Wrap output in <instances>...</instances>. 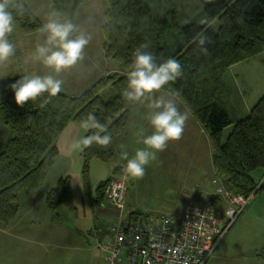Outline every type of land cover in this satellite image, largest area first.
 <instances>
[{"label":"trees","instance_id":"16d2710c","mask_svg":"<svg viewBox=\"0 0 264 264\" xmlns=\"http://www.w3.org/2000/svg\"><path fill=\"white\" fill-rule=\"evenodd\" d=\"M106 1L101 26L103 55L118 64L119 72L101 76L79 95L59 92L49 97L45 92L23 105L16 103L10 87L21 75L10 81L9 95L0 103V122L11 132L6 140L0 139V226L15 220L19 193L26 191L30 197L37 194L58 155L59 136L70 123L81 125L88 113H94L105 124L112 140L108 146L93 143L81 152L85 193L90 205H103L107 201L104 190L110 179L97 187L92 198L88 164L93 159L111 160L114 140L130 120L123 96L126 73L133 50L144 43L149 46L145 50L152 52L157 62L169 57L180 62L182 75L161 90L173 94L206 132L212 168L227 192L243 197L264 195V176L258 181L252 177L254 171L264 172V95L246 117L238 118L221 88L228 67L264 51V0H199L205 23L184 25L178 24L175 9L182 0ZM23 2L22 14L13 9L14 27L18 26L21 34L28 36L39 32L43 23ZM81 3L82 0H50L53 12L74 23ZM217 19L220 24L214 30L211 23ZM201 36L206 38L204 45L198 43ZM9 40L16 46L12 57H17L14 32L9 34ZM108 89L112 95H108ZM232 123V131L223 142V129ZM94 131L87 129L84 136ZM207 197L217 206L223 203L213 194ZM45 206L54 215L60 207L76 212L70 176L59 178L46 193ZM128 216L139 221L141 213L132 212ZM255 257L264 262V247Z\"/></svg>","mask_w":264,"mask_h":264},{"label":"rangeland","instance_id":"374dc122","mask_svg":"<svg viewBox=\"0 0 264 264\" xmlns=\"http://www.w3.org/2000/svg\"><path fill=\"white\" fill-rule=\"evenodd\" d=\"M24 1L43 24L47 22L49 14L53 12L50 0ZM147 1L151 3V0ZM81 4L75 24L79 26L81 31L89 34L91 39L85 46L83 59L73 67L74 71L70 69L65 70L67 74L69 72L78 73L80 81L88 78L86 73L88 71L84 67L85 63L88 64L91 61L90 59L96 61L101 53V45L104 42L101 26L105 20L104 13L107 8V1L83 0ZM175 9L179 25L189 22L203 24L206 21L199 0H182ZM219 24L218 19L214 20L211 23V27L216 30ZM13 32L16 37L17 48L19 49V57L21 49L24 52L26 61H22V64H20L16 61L19 59L18 57L0 62V103L4 97H8L7 95L10 92L8 86L12 79L19 75H44L52 71L42 63L30 59L35 46L37 43L44 41L46 33L40 30L35 34L24 36L21 34L18 26L14 27ZM105 60L108 61L107 59ZM109 62H111V67L118 68V64L115 61L110 59ZM60 76L61 79L64 77L63 71L59 74ZM68 78L66 81L71 83V79ZM73 79L76 80L77 77L74 76ZM89 82L86 81L85 85L89 84ZM73 83L80 84L77 81H73ZM70 88L68 87V89ZM221 88L225 90L236 116L238 118L246 117L258 99L264 95V51L228 67L223 74ZM107 93L108 95L113 94L110 89L107 90ZM134 103L136 102L126 99V105L130 107L131 111L135 109L136 105ZM137 112L139 110L132 113L135 114ZM137 122H140V119H135V124ZM69 126L68 131H64L63 135H60L56 142L58 155L53 161L51 171L37 194L32 198L33 206L41 208V206H38L41 204L42 208L48 213L47 217L42 216L38 220L42 236H46L48 241H61L60 238H62V243L57 244L60 247H44L41 256L44 264H107L105 246L110 241V227L116 220L117 212L107 201L103 205L89 204L84 187V162L81 151L69 152L71 143L76 139L84 137L86 131H83L80 125L75 123H70ZM70 128H74L72 133L69 131L71 130ZM232 128L233 123L223 129V142L232 131ZM68 132L70 133L68 134ZM137 133V130L133 126L128 146L125 150L128 153V158L134 156L137 149L147 147L142 143V138ZM187 134L186 120L181 137L177 140H170L163 151H157L156 158L145 166V172L142 177H132L127 173V160L121 158V153L117 154L116 152L117 155L114 156V159L108 162L96 159L91 160L88 164V188L90 195L92 198H95L97 187L105 179H108L110 176V180L120 177L126 182L127 191H125L124 199L129 205V210L139 211L141 213L140 220L156 219L164 214L182 215L188 202L193 201V197L197 195L195 193H206L207 196L211 194L207 192L206 181H204L209 172V170L207 172L206 170L208 164H210V147L208 145V152L205 151L203 144V141L206 140L204 139L205 135H199L195 129L190 130L191 139L187 138ZM10 135V129L4 127L0 122L1 141L6 140ZM116 166L119 167L118 173H114ZM202 171L205 172L201 173ZM262 173L263 170L254 171L252 177L258 181ZM62 175L70 176L76 212L72 213L66 207H60L57 214L54 215L45 206V196L46 192L53 185H56L57 179ZM221 181H218L219 188L214 190L213 195L220 196L227 203V198L223 194V191H227V189L223 181ZM220 190H222V193L219 192ZM29 198L31 197L26 191L19 193L17 202L18 206L21 204L19 214H24L28 209ZM199 200L195 199L194 201ZM222 205H218L219 211L221 207L225 211L226 207ZM252 210L250 213H252ZM247 212L248 209L246 208L235 219L231 226L232 229L230 227L229 234L226 237L227 233L224 235L215 253L206 264H236L240 262L239 260L247 259L246 256L250 257L253 254L252 247L246 249L248 245L255 241L261 246L264 245V224L259 221L254 222L253 216L247 214ZM50 216L55 221L57 229L62 228L63 230L62 235L58 234V239H52L54 233L52 227H49ZM248 228L254 229L247 230ZM3 240L1 238V241ZM6 250L2 248L1 254H4ZM259 250H256V252ZM218 254H222L223 258L217 259L216 256ZM0 257L4 260L2 256ZM8 258L9 256H7V260Z\"/></svg>","mask_w":264,"mask_h":264},{"label":"clouds","instance_id":"9594fccd","mask_svg":"<svg viewBox=\"0 0 264 264\" xmlns=\"http://www.w3.org/2000/svg\"><path fill=\"white\" fill-rule=\"evenodd\" d=\"M13 9L22 14L23 0H0V62L7 61L16 51L15 44L9 40V34L14 30ZM41 30L46 33V37L42 43H37L30 59L42 63L52 71L44 75H21L15 80L10 87L18 105L45 92L49 97L56 96L63 84L62 79L58 78L59 74L83 59L85 46L91 39L70 18L55 11L49 14ZM205 39L201 36L198 43L204 45ZM148 47L144 43L133 50L130 70L126 73L127 87L123 92V96L129 101H149L147 107L150 111L146 113V118L153 131L142 137V143L147 147L137 149L131 158H128L126 151L120 154L122 159L127 160V173L136 178L144 175L145 166L156 158L157 151H163L170 140L181 137L187 120L186 113L179 111L174 100L166 99L164 95H155L182 75L180 62L172 57L157 62L153 53L145 50ZM80 123L83 128L96 131L73 141L69 152H82L93 143L101 146L111 143L112 137L105 124L94 113H88Z\"/></svg>","mask_w":264,"mask_h":264},{"label":"built area","instance_id":"2783aa9c","mask_svg":"<svg viewBox=\"0 0 264 264\" xmlns=\"http://www.w3.org/2000/svg\"><path fill=\"white\" fill-rule=\"evenodd\" d=\"M125 191L126 182L120 177L111 179L104 190L117 212L105 246L107 264H206L252 198L223 191L228 200L224 216L202 196L189 201L182 215L133 221L124 213Z\"/></svg>","mask_w":264,"mask_h":264},{"label":"crops","instance_id":"0c3cea01","mask_svg":"<svg viewBox=\"0 0 264 264\" xmlns=\"http://www.w3.org/2000/svg\"><path fill=\"white\" fill-rule=\"evenodd\" d=\"M82 3H83V0H82ZM102 44H103V42H102ZM101 47H102V45H101ZM18 57H19V54L17 57H10V58L16 59ZM90 60L91 61L88 62V64L85 63V66H84L85 70L88 71V72H86L88 75L87 79H83L80 81L78 73H76V74H74V72H72V73L69 72V74L66 73L65 70H68V69L74 71L73 67L75 65H73L72 67H70L68 69L63 70L64 77L62 78L63 84H62V89L60 92L66 94V95H70V96L79 95L80 93H82L86 89H88L101 76L108 74V73L119 72V68L111 67L110 66L111 62H109V60L108 61L105 60V57L103 55V49L101 50L99 58H97L96 61H93L92 59H90ZM16 61L20 64H22V61H26V59L24 57L23 50L20 49V57ZM79 62H81V60H79L77 62V64ZM74 76L77 77L76 80L73 79ZM58 78L61 79V76ZM67 78L71 79L70 80L71 83H68L66 81ZM73 81H77L80 84H74ZM86 81H90L89 84L85 85ZM84 86H87V87L84 88ZM68 87H71V88L68 89ZM72 87H74V88H72ZM155 95L156 96L164 95L166 99L174 100L179 111H181L182 113H186V115H187V133H188L187 138L191 139L190 130H194V129H195V131L198 132L199 135H205L204 139H206V140L203 141V144H204L205 151L208 152L207 146L209 145V141H208L207 134L204 131V129L202 128V126L197 122V120L190 113V111L170 92L159 90L158 92L155 93ZM148 103H149L148 100H145L143 103L136 102V103H134L136 105L134 111H131L130 107L126 105V98L124 97V106H125V109H127L130 113V120H129L127 126L125 127L124 131L120 135H118L114 140V151H113V156L111 159H114L115 155L120 154L121 152L126 150L133 126L135 127V129L138 132L137 134L141 138L143 136H146V135H149L152 133V131H153L152 125L150 124L149 120L146 118V113H148L150 111L149 108L147 107ZM136 110H139V112L133 114L132 112H135ZM135 119H138V120L140 119V122H137L135 124ZM69 127L70 126L67 125V127L61 133V135H63L64 131H68ZM80 127H81V129H83V131H87V129L83 128L81 125H80ZM70 129L71 130H69V131H71V133H72L74 128H70ZM69 133L70 132H68V134ZM206 143H207V145H206ZM116 152H117V154H116ZM209 158H210V164H208V168L206 170V172L208 170H209V172H208V175L206 176V179L204 181H206L207 192L211 193L210 195H212L214 190L219 188L218 187L219 186L218 181H221V180H219L220 178H218L216 176V174L212 168V165H211V149H210ZM116 168H117V173H118L119 167L116 166ZM204 172L205 171H202L201 173H204ZM63 176H68V175H62L59 178H61ZM263 176H264V172L261 174L260 179ZM110 178H111V176L108 179H110ZM58 179H57V181H58ZM53 186H55V185H53ZM53 186H52V188H53ZM126 191H127V189H126ZM195 194H197V195H195L193 197L194 200L195 199H202L201 198L202 196H207L206 193H200V194L195 193ZM215 197L218 198L220 200V202H223L221 204L225 205V207L228 205V202L225 203L224 200L220 196H215ZM32 198L33 197L29 198V201H30L28 203L29 207L24 214L23 213L19 214V211L21 210L20 209L21 204H19L15 220L6 226H0V256H2L3 259L6 261L5 262L0 257V264H44L42 256H41V252L44 249V247L52 246L53 248H57V247H60V245H57V244L62 243V238H60L61 241H55V240L48 241L47 240L48 238L46 236H42V234L40 233L41 228H40V224L38 223V220L42 216L47 217L48 213L46 210H44V208H42L41 204L38 205V206H41V208L40 207L37 208L36 206H33V202H32L33 199ZM248 204L249 205L246 206V208L248 209L247 214H251V216H253V219L255 220L254 222L259 221L260 223L264 224V195L253 196L250 199ZM124 207H125L124 209L126 210V211L124 210V213H126V214L132 213V212H139L137 210L130 211L129 205L126 203L125 199H124ZM245 209L243 210V212L245 211ZM251 210H252V213H250ZM220 211H221L220 212L221 216H224L225 213H224L222 207L220 208ZM222 218H224V217H222ZM49 220H50L49 227H52V231L54 233V237L52 239H54V238L58 239V234L62 235L63 230H62V228L57 229L56 223L51 216H50ZM255 228L257 229V227H255ZM231 229H232V227H231ZM231 229L229 228L225 237L229 234ZM253 229L254 228H248L247 230H253ZM71 234L74 236L73 233H71ZM75 237H77V236H75ZM1 238H3L5 241L4 240L1 241ZM71 241H72V239H71ZM249 247H252L253 254H251L250 257L246 256L247 259L239 260L241 263L237 262L236 264H247V263L264 264V262L258 260L255 257L256 250L263 248L264 245L261 246L257 243V241H255L252 244L248 245L246 247V249ZM2 248L7 249L4 254H1ZM7 256H9L8 260H7ZM52 257L54 259V255ZM216 258L222 259L223 256H222V254H218V256H216Z\"/></svg>","mask_w":264,"mask_h":264},{"label":"water","instance_id":"95a60500","mask_svg":"<svg viewBox=\"0 0 264 264\" xmlns=\"http://www.w3.org/2000/svg\"><path fill=\"white\" fill-rule=\"evenodd\" d=\"M114 173H117V168L114 169Z\"/></svg>","mask_w":264,"mask_h":264}]
</instances>
